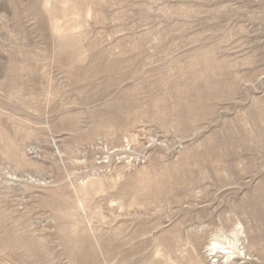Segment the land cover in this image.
Returning <instances> with one entry per match:
<instances>
[{
    "label": "rangeland",
    "instance_id": "1",
    "mask_svg": "<svg viewBox=\"0 0 264 264\" xmlns=\"http://www.w3.org/2000/svg\"><path fill=\"white\" fill-rule=\"evenodd\" d=\"M232 229L264 264V0H0V264H218Z\"/></svg>",
    "mask_w": 264,
    "mask_h": 264
},
{
    "label": "bare ground",
    "instance_id": "2",
    "mask_svg": "<svg viewBox=\"0 0 264 264\" xmlns=\"http://www.w3.org/2000/svg\"><path fill=\"white\" fill-rule=\"evenodd\" d=\"M207 251L212 256V260L221 257L223 262L220 263V260L217 259L218 264H240L242 261L248 263L253 260L238 229L214 232L207 246Z\"/></svg>",
    "mask_w": 264,
    "mask_h": 264
}]
</instances>
